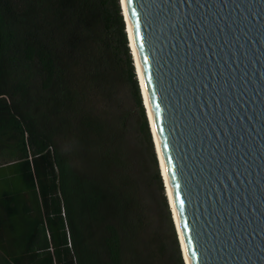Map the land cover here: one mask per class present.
Returning <instances> with one entry per match:
<instances>
[{
  "label": "trees",
  "instance_id": "obj_1",
  "mask_svg": "<svg viewBox=\"0 0 264 264\" xmlns=\"http://www.w3.org/2000/svg\"><path fill=\"white\" fill-rule=\"evenodd\" d=\"M177 237L120 0H0V264H184Z\"/></svg>",
  "mask_w": 264,
  "mask_h": 264
},
{
  "label": "water",
  "instance_id": "obj_2",
  "mask_svg": "<svg viewBox=\"0 0 264 264\" xmlns=\"http://www.w3.org/2000/svg\"><path fill=\"white\" fill-rule=\"evenodd\" d=\"M125 3L184 263L264 264V0Z\"/></svg>",
  "mask_w": 264,
  "mask_h": 264
},
{
  "label": "bare ground",
  "instance_id": "obj_3",
  "mask_svg": "<svg viewBox=\"0 0 264 264\" xmlns=\"http://www.w3.org/2000/svg\"><path fill=\"white\" fill-rule=\"evenodd\" d=\"M122 3H123V7H124V10H125V13H126V15L128 16V13H127V7H126L125 0H122ZM127 18H128V17H127ZM129 33H130V37H131V45L133 46L134 51H135V56H136V66H137V70H138L139 78H140L141 83H142V85H143V92H144V95H145V102H146V105H147V108H148L149 117H150L151 124H152V130H153L154 138H155L156 145H157L158 155H159L160 164H161V169H162V172H163L164 180H165L166 187H167V191H168L169 201H170V204H171L172 207H173L174 218L176 219L177 226H178V228H179V230H180V226H179L178 219H177L176 209H175L174 204H173V200H172V196H171V192H170V188H169V184H168L167 176H166V173H165V170H164V165H163V161H162L161 153H160L159 146H158L157 139H156V135H155V130H154V126H153V122H152V118H151V113H150V109H149V105H148V100H147V97H146V94H145V88H144V81H143L142 70H141L140 63H139V60H138V56H137V53H136V50H135V47H134V43H133V39H132V35H131V28H130V25H129ZM180 238H181V241H182L183 251H184V256H185L186 262H187V264H190L189 257H188V253H187V251H186V247H185V244H184V240H183V237H182L181 231H180Z\"/></svg>",
  "mask_w": 264,
  "mask_h": 264
},
{
  "label": "rangeland",
  "instance_id": "obj_4",
  "mask_svg": "<svg viewBox=\"0 0 264 264\" xmlns=\"http://www.w3.org/2000/svg\"><path fill=\"white\" fill-rule=\"evenodd\" d=\"M135 71H136V69H135ZM154 143V142H153ZM154 149H155V145H154ZM155 153H156V149H155ZM156 158H157V153H156ZM157 161H158V159H157ZM148 168H147V175H148V179H149V181H150V183L152 184V178H153V176H152V169H151V162L148 164V166H147ZM158 167H159V162H158ZM159 171H160V175H161V170H160V167H159ZM162 177V176H161ZM163 179V178H162ZM163 186H164V191H165V196H166V199H167V202H168V198H167V195H166V188H165V185H164V182H163ZM159 196V195H158ZM160 200H161V197H158ZM168 205H169V202H168ZM171 216H172V213H171ZM176 229V228H175ZM176 233H177V231H176ZM177 236H178V234H177ZM178 238V237H177ZM178 241H179V239H178ZM179 246H180V242H179ZM180 251H181V247H180ZM181 255H182V251H181ZM182 257H183V255H182ZM183 262H184V260H183ZM185 264V263H184Z\"/></svg>",
  "mask_w": 264,
  "mask_h": 264
}]
</instances>
